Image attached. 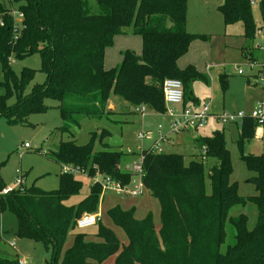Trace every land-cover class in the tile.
Wrapping results in <instances>:
<instances>
[{
  "label": "trees",
  "instance_id": "obj_1",
  "mask_svg": "<svg viewBox=\"0 0 264 264\" xmlns=\"http://www.w3.org/2000/svg\"><path fill=\"white\" fill-rule=\"evenodd\" d=\"M255 1L224 0L218 8L225 26L242 23L244 37L252 42L258 32L264 36V0H259L260 27L253 19ZM15 2L22 15L20 28L15 25L14 12L0 6V63L7 84L5 96H0V117L19 123L30 114L44 112L46 100L58 102L64 124L57 132L68 134L71 140L59 143L54 159L62 166L82 170L90 179L99 174L128 185L132 174L123 170L122 164L129 155L106 142L112 134L108 130L91 133L87 144L78 145L73 129L80 128L83 120L108 118L113 114L109 110L112 100L128 104L133 111L146 106L151 112L164 114L163 84L167 79L182 82L184 105L186 99L197 101L189 96V86L197 80L207 83V77L194 66H178L193 41L206 39L187 31L188 0ZM93 2L97 12L92 9ZM128 35L142 38V54L125 51L120 64L105 69L107 49L117 36ZM35 54L41 58L40 71L46 80L27 93L36 71L24 69L18 78L10 60ZM12 96L17 100L10 106L7 100ZM257 126L251 118L243 122L238 140L241 150L244 140L256 135ZM196 144L205 151L207 161L216 162L208 175L201 157L186 165L180 154L141 152L143 184L160 204V227L152 213L139 220L135 208L112 207L107 216L127 237L122 248L119 238L103 222L93 234L77 229L76 222L85 213L97 212L102 189L92 184L88 196L69 205L82 189V182L72 175L62 173L57 191L22 187L1 194L0 214L11 212L17 217V237L44 244L51 255L45 264H104L115 255V264H264V155H242L247 169L256 174L248 183L257 191L256 196L243 197L237 183L231 181L233 168L224 134L199 138ZM206 177L210 194L205 189ZM4 188L0 186V192ZM248 205L257 208L253 228L246 215L231 214L234 208ZM227 225L234 232L230 244ZM0 264L19 261L0 257Z\"/></svg>",
  "mask_w": 264,
  "mask_h": 264
},
{
  "label": "rangeland",
  "instance_id": "obj_2",
  "mask_svg": "<svg viewBox=\"0 0 264 264\" xmlns=\"http://www.w3.org/2000/svg\"><path fill=\"white\" fill-rule=\"evenodd\" d=\"M224 0H188L187 2V31L190 34L206 36L205 40L196 39L192 42L188 53L182 57L178 66L185 69L194 66L196 70L207 77L208 82L197 80L189 86V96L197 99L191 103L186 99V107L193 105L203 106L210 103L212 114H237L243 113L249 116L257 104L264 100V83L262 80H254L256 70L250 68L251 60L260 62L264 58V36L259 33L252 42L244 37V25L237 23L226 27L223 16L218 8ZM93 11L97 12V5L93 2ZM0 6L14 12L15 25L20 28L22 18L19 13V4L15 0H0ZM253 19L258 27L262 25L259 0L252 5ZM125 51L141 55L143 51L142 38L139 36H117L112 47L107 49L104 65L111 69L120 64L121 53ZM253 57V58H252ZM109 65H112L109 67ZM10 66L16 77L20 78L24 69L36 71L33 81L30 83L27 93L36 84H43L45 75L40 71L42 66L38 54L24 59L11 58ZM242 71L243 75H239ZM253 77V78H252ZM251 84L248 85V80ZM6 78L0 63V96L6 94ZM12 86V85H11ZM16 96L8 98L7 103L13 106ZM114 101V100H113ZM59 103L46 100L44 112L33 113L19 123H10L5 117H0V186L13 187L17 179L23 180V188H37L45 192L57 191L60 188V176L62 164L54 159V153L58 150L61 141H70L68 134H61L57 130L63 126ZM114 106V107H113ZM164 114H156L148 110L144 116L134 113L126 104L114 101L109 108H114L113 114L101 120H83L80 128H74L78 145H85L90 140L91 133H100L108 130L112 135L106 142L113 147L121 149L124 154L129 150L137 156L144 150H149L160 136H166L175 140V143H161L164 153L180 154L184 156L186 165L196 156L205 161V173L208 175L215 161L206 160L204 152L199 150L194 140L198 137H212L215 133L224 134L227 148L230 151L233 173L231 181L236 182L238 192L243 197L256 196L257 191L250 178L256 176L250 172L242 155H264V125L257 126L256 134L251 139H245L242 150L238 140L242 132V122L237 125H223L215 118L210 117L203 128L197 130L180 131L172 133L173 119L168 115L174 110L179 116L183 111V104H166ZM111 110V111H112ZM129 110V112H127ZM149 124V127H145ZM161 127V130L159 128ZM139 132L151 134L150 140H139ZM171 143V144H170ZM29 145L28 149L23 146ZM169 144V145H168ZM47 154V155H46ZM195 157V158H196ZM136 158V157H135ZM131 162L130 157L123 161V170H127ZM82 182V189L78 196L73 197L68 204L73 205L89 195L92 179L85 175L75 176ZM205 189L211 193L210 180L206 177ZM102 196V194H101ZM102 199V200H101ZM121 208L136 207V218L144 219L148 213L154 215L157 228L160 227V204L148 191L139 197H118L112 194H104L100 198V204L96 213L102 214L103 225L111 229L121 241V248L127 244L125 233L116 227L107 216V211L116 205ZM233 217L246 215L249 219V227L253 228L257 219V208L254 205L236 207L231 212ZM96 226L86 229L84 232L93 234ZM18 231V219L11 212L0 214V233L2 244L0 245V257L9 260L25 261L26 264H45L50 260V253L44 244L27 238L16 236ZM227 244L233 241V229L227 225ZM72 240L67 247L71 246ZM116 255L110 257L104 264H115ZM93 264V263H90Z\"/></svg>",
  "mask_w": 264,
  "mask_h": 264
},
{
  "label": "built area",
  "instance_id": "obj_3",
  "mask_svg": "<svg viewBox=\"0 0 264 264\" xmlns=\"http://www.w3.org/2000/svg\"><path fill=\"white\" fill-rule=\"evenodd\" d=\"M21 18L22 15L20 14ZM264 50V48L262 49ZM264 56V55H263ZM250 68L255 71L256 77L254 80H262L264 83V58L260 62H255L251 60ZM239 75H243L242 71H238ZM264 90V86H263ZM163 95L164 102L166 104L178 105L184 104V86L181 81L175 79H167L163 84ZM136 114H141L142 116L148 111L146 106H139L134 109ZM172 119L171 129L172 133H179L180 131H188V130H197L199 128H203L208 119L210 117L215 118L217 121L222 123L223 125H237L243 123L246 119L251 118L255 120L259 126L264 125V100L259 102L254 109V111L249 115L245 116L243 113L237 114H229V113H221V114H212L210 112V103L205 104L201 107H184L183 111L179 116L176 115L175 111H169L168 114ZM161 130V127L159 128ZM137 138L139 140H150L151 134L145 132H139ZM169 142V139L166 136L161 135L159 140L153 144V146L149 149L155 154L164 153L163 148L161 147V143ZM25 149L29 148L28 144L23 146ZM205 153V151H204ZM127 155L132 156L133 153L129 150ZM127 170L132 174V179L130 183L126 186L120 185L118 182H114L111 179H105L99 174H97L92 179L93 185H99L102 189V196L104 194H112L118 197H139L144 194L145 187L143 184V178L145 176V170L143 166V156L141 154L137 155L134 160L130 163ZM63 174L67 175H85V172L78 168H73L70 166H63L62 168ZM24 185L23 180L17 179L16 184L13 187L4 188L0 195H6L8 193L13 192L19 188H22ZM102 200V199H101ZM100 222H102V214L94 213L88 214L85 213L80 219L76 222V227L79 231H85L88 228L97 226ZM19 264H26L25 261H19Z\"/></svg>",
  "mask_w": 264,
  "mask_h": 264
},
{
  "label": "crops",
  "instance_id": "obj_4",
  "mask_svg": "<svg viewBox=\"0 0 264 264\" xmlns=\"http://www.w3.org/2000/svg\"><path fill=\"white\" fill-rule=\"evenodd\" d=\"M106 52H107V51H106ZM252 58H253V57H252ZM121 61H122V60H121ZM121 61H120V62H121ZM118 64H119V63H118ZM110 66H112V65H109V67H110ZM107 68H108V67L105 65V69H107ZM252 78H253V77H252ZM250 84H251V83H250ZM250 84H248V85H250ZM113 102H114V101L112 100V101H111V104H113ZM124 106H125V105H124ZM183 106H185V105L183 104ZM201 106H202V105L199 103V105H197V106H195V107H201ZM113 107H114V106H113ZM192 107H194V106H192ZM112 111H114V108H113ZM145 127H149V124H145ZM260 133H261V130H259V132H258L256 135H259ZM199 138H200V137H198V138H196V139L194 140V143H195L196 146H197V144H196V140L199 139ZM168 139H169V138H168ZM172 141H174L173 143H175V140L169 139V142H172ZM170 144H171V143H170ZM168 145H169V144H168ZM198 149H199V148H198ZM199 150H200V149H199ZM128 157H130V156H128ZM135 157H136V156H135ZM135 157H132V156H131V157H130L131 161L134 160ZM195 157H196V156H195ZM195 157H194V158H195ZM196 158H197V157H196ZM129 165H130V163L128 164V166H129ZM122 166H123V165H122ZM118 205H119V204H118ZM119 206H120V205H119ZM120 207H121V206H120ZM133 208L136 209V207H133ZM122 209H123V208H122ZM129 209H131V208H127V209H124V210H129ZM136 210H137V209H136Z\"/></svg>",
  "mask_w": 264,
  "mask_h": 264
},
{
  "label": "water",
  "instance_id": "obj_5",
  "mask_svg": "<svg viewBox=\"0 0 264 264\" xmlns=\"http://www.w3.org/2000/svg\"><path fill=\"white\" fill-rule=\"evenodd\" d=\"M109 110L111 111V110H112V108H109Z\"/></svg>",
  "mask_w": 264,
  "mask_h": 264
}]
</instances>
